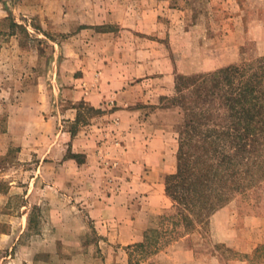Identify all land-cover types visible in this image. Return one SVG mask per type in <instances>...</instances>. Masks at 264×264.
Instances as JSON below:
<instances>
[{"label":"crops","instance_id":"0c3cea01","mask_svg":"<svg viewBox=\"0 0 264 264\" xmlns=\"http://www.w3.org/2000/svg\"><path fill=\"white\" fill-rule=\"evenodd\" d=\"M22 1L27 9H33L34 18H39L38 25L29 23L27 28L41 31L49 42L65 48L62 53L50 57L52 62L90 64L86 68L81 64V72L77 74L74 71L66 73L57 64L54 71H49V76L54 75L57 80L52 87L51 83H46L43 88L31 86L17 92L0 85V159L7 157L11 147L19 149L15 161L0 167V264H56V260L57 264H223L217 254L197 252L195 239L190 234L179 236L146 260L132 261V247L145 244L150 225L148 204L150 209L161 204L162 178L174 172L163 148L155 150L143 146L132 155L139 167L148 168L143 171L144 178L139 180V190L145 192L143 197L148 199H143L144 204L139 203L140 198L134 199L140 193L127 196L126 193L106 192L101 197L91 193L89 198L82 196L71 200L63 193L69 186L76 191L85 173L96 170L95 166L103 167L102 172L111 169L113 157L103 148L108 141L98 146L91 128L97 129L101 122L113 116H117V124L123 127L130 115L134 120L140 114L129 105L141 101L154 103V100L147 102L153 92L149 85H155L158 78L173 76L172 71L165 74L157 71L161 59L156 50L158 42L151 35L162 28L164 12L181 9L169 8L165 0ZM54 31L64 34L65 38L59 36L56 40L52 37ZM85 34L90 39H84ZM12 42L20 44L18 40L16 44ZM258 42L264 46V37H259ZM261 55L264 52L256 56ZM2 70L0 78L14 77L12 72L3 73ZM65 78L75 79V84L65 83ZM89 79L95 82L85 86L84 82ZM158 88L159 92H164L163 85L155 91ZM78 102L106 111L98 121L80 123L71 133L65 124L77 119L78 107L74 105ZM155 139L157 137L146 142L152 144ZM22 174H28L26 179L21 178ZM73 177L75 188L70 184ZM112 185L104 184V189L110 190ZM78 188H82L81 185ZM52 190L60 198L53 201ZM39 193L43 197L37 198ZM19 195L23 199L17 204V210H12L10 206ZM40 204L66 207L58 218L51 219L59 223L54 242L59 249L55 252L51 242L46 245L50 235L30 230V211ZM84 204L90 207L86 215L66 212L73 206L80 211L79 207ZM230 210L228 204L212 214L211 236L220 243L233 242L240 252H253L259 242H264V216L230 215ZM87 221L94 224L97 232L94 243L84 239L86 230L83 228H89L85 224ZM68 223L76 225L75 233L61 231ZM73 236L77 243L68 251L63 244ZM36 237L43 238L42 248H35ZM249 244L252 247L248 248ZM56 253L59 259L53 257ZM235 264L249 262L240 260Z\"/></svg>","mask_w":264,"mask_h":264},{"label":"rangeland","instance_id":"374dc122","mask_svg":"<svg viewBox=\"0 0 264 264\" xmlns=\"http://www.w3.org/2000/svg\"><path fill=\"white\" fill-rule=\"evenodd\" d=\"M165 1L170 6L169 8L181 9V11L164 12L162 28H159L157 34L151 35V37L158 42L156 50L161 59L157 71H163V74L172 71L173 76L158 78L155 84L157 86L149 85L153 92L149 94L147 102L154 100V103L141 101L129 105L139 110L140 114L138 117H134V120L130 115L128 122L123 127L117 124V116H113L108 121L101 122V125L96 127L97 129L91 128V132L97 138L95 140L98 146H104L102 142L108 141L103 148L107 149L108 154L113 157V162L110 164L111 169H108V172L106 170L102 172L103 167L98 165L95 166L96 170L85 173L81 184H78V187L81 185L82 188L77 187L75 191L69 186L68 190L63 191L70 200L82 196L89 198L92 196L91 193L97 197H101L106 192L115 193V195H125L124 193H126L127 196L140 193L141 195L135 196L134 199L139 200L140 198L139 203L144 204L143 195L145 192L139 190V180L144 178L143 171L148 168L139 167L133 156L143 146L155 150L163 148L167 158L171 161L169 167L171 166L174 170L173 173L176 172L179 127L183 117L178 106L180 102L176 100L178 97L177 83L182 79L180 76L191 77L210 73L228 65L247 64L251 62L250 60L259 57L256 55L264 52V46L258 42L259 37H264V0ZM22 2V0H0V69H3V73L12 72L14 75V77L8 76L9 78H6L4 76L0 78L1 87L13 88L17 92H22L31 86L43 88L46 83H51L52 87V85L57 84V80L53 78L54 75L50 74L49 76V71H54L57 64L61 65L64 72L70 74L71 71H74L75 74L80 73L82 65L85 68L89 66L90 63L85 62H52L50 57L56 53H62L65 48L49 42L47 38L43 37L41 31L27 28L29 23L38 25L39 18L35 17V19L34 14H32L33 9H27L28 6ZM53 33L54 36L52 35V37H55L56 40L59 39V36L60 39L65 38L62 33L56 31ZM83 38L90 39L87 34ZM17 40L20 44L18 46L13 45L12 41L16 44ZM85 48L86 45L83 46V51ZM84 52L86 53V51ZM64 81L75 84L73 78H65ZM88 81L84 82L85 86L95 82L94 79ZM160 85L164 87L162 93L159 92V88L155 91V88ZM167 85L170 88L167 89ZM8 97L11 98L10 94ZM14 97L17 98L18 94L16 96L14 94ZM74 106L78 107L77 119L72 123L65 124V128L71 133L77 130L80 123L87 124L92 120L98 121L103 112L106 111L103 108L90 107L83 102H78ZM153 137H157L154 143L146 142ZM17 150L19 149L15 146L11 147L7 157L0 159V167L15 161ZM125 153L126 157L124 156ZM27 175L22 174L21 178L26 179ZM74 177L70 179L73 188L76 185ZM166 177L165 175L162 178L164 191L160 200L161 204L154 209H150V204H148L150 225L146 233L147 238L143 246L132 247L131 259L133 262L146 260L154 252L177 240L179 236L190 234L195 239L197 252L200 254H217L223 264H235L240 260L248 261L249 264L264 263V242H259L253 252L246 253L240 252L233 242L220 243L211 236L213 231L211 216L225 205H231L230 215L238 213L242 216L251 214L264 216V179L258 180L249 188L245 187L236 192L231 199L213 213L201 218L190 216L187 220L184 219V215H187L189 211L169 195L166 190ZM107 183L113 184L109 187L110 190L104 189V184L107 186ZM245 184L246 181L241 186H245ZM51 194L53 201L54 198H60V195L53 190ZM36 197H43V195L39 193ZM22 199L21 195L17 196L10 208L17 210V204ZM144 201H148V199H144ZM89 208L87 204H84L79 207L80 211H77V207L73 206L66 212L68 214L80 215L79 213H84L86 215ZM65 209L66 207H61L59 204H40L30 211L32 219L30 230L35 233L46 232L50 235L51 237L47 239L48 242L46 240V245L51 242L54 252L55 249H59L57 243H54L57 231H59V223L51 219L58 218L60 213L65 212ZM87 222L85 224L89 228H83L86 230V238L84 239L94 243L97 239V232L93 227L94 224ZM76 228L74 223H68L66 228L65 225L61 228V231L66 230L75 233ZM76 243V238L73 236L62 244L66 245L68 251H71ZM43 244V238L36 237L35 248H42ZM249 247H252V244H249ZM54 256L55 259H59L56 257L57 253L53 254ZM55 262L58 263L57 260Z\"/></svg>","mask_w":264,"mask_h":264},{"label":"trees","instance_id":"16d2710c","mask_svg":"<svg viewBox=\"0 0 264 264\" xmlns=\"http://www.w3.org/2000/svg\"><path fill=\"white\" fill-rule=\"evenodd\" d=\"M250 61L177 83L183 117L166 190L189 211L184 219L209 215L264 179V55Z\"/></svg>","mask_w":264,"mask_h":264}]
</instances>
